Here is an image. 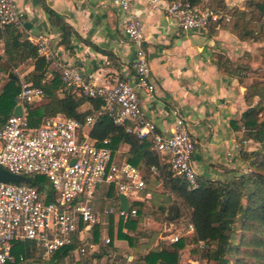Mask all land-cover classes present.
<instances>
[{"label":"built area","instance_id":"1","mask_svg":"<svg viewBox=\"0 0 264 264\" xmlns=\"http://www.w3.org/2000/svg\"><path fill=\"white\" fill-rule=\"evenodd\" d=\"M134 2L112 0L116 8L126 13L123 28L137 46L132 78H117L114 83L105 85L99 84L94 74H84L76 64L60 66L61 79L66 87L77 94L101 99L96 113L83 120L59 113L33 125L28 116V106L41 101L44 92L32 83L22 81L17 97L22 113L13 114L0 123V168L16 175H44L49 179V188L43 191L27 182L0 181V264L16 261L12 252L16 242H33L43 260L50 259L55 252L77 241L80 242V253L96 252L98 242L84 240L81 233L101 221L91 202L99 185H114L118 193L127 197V211L121 209L120 203L108 210L124 220L138 215V208L131 207L135 200L143 195L151 196L147 191V179L137 165L117 157L106 146L109 139L100 146L91 137L90 132L101 114L109 116L117 125L126 127L139 138L149 139L152 149L169 164L174 176L185 179L189 189L199 187V173L193 162L195 139L185 118L175 111L170 133L160 132L142 107L141 94L153 96L156 86L143 52L145 36L139 14L132 10ZM151 2L157 5L161 0ZM165 13L184 31L207 32L222 18L230 19L229 15L216 9L182 0L168 2ZM23 22L24 14L16 0H0V29L13 26L20 30ZM36 45L39 54L48 60L49 39L41 35ZM0 55H4L2 40ZM150 170L159 174L155 165ZM48 192L53 193L54 200H47ZM194 233L193 223L186 221L167 238L176 243ZM110 241L108 235L104 236V243L109 244ZM198 245L202 248L206 244L199 241ZM20 260H25L22 254Z\"/></svg>","mask_w":264,"mask_h":264},{"label":"crops","instance_id":"2","mask_svg":"<svg viewBox=\"0 0 264 264\" xmlns=\"http://www.w3.org/2000/svg\"><path fill=\"white\" fill-rule=\"evenodd\" d=\"M16 2L24 14L20 31L34 44L41 35L49 39L47 78L60 73L63 64L78 65L84 74H94L99 84L108 85L117 78L134 76L132 63L138 53L137 46L123 28L126 13L116 8L112 0ZM168 2L161 0L156 5L151 0H135L132 7L143 25L145 41L142 48L156 86L153 96L141 94L142 107L158 130L166 133H170L173 127L174 112L180 113L195 139L193 162L198 173L212 179L230 178L238 173L241 158L237 155L229 157L231 153H237L236 141L240 133L231 121L240 119L249 107L245 98L248 84L237 66L227 64L225 70H221L219 60L224 57L235 62L246 52L253 53L261 43L241 40L221 23H214L207 32L184 31L166 15ZM243 2L225 0L228 8L237 5L244 9ZM50 11L72 28L69 46L61 42V29ZM24 66L28 69L23 75L28 76L34 68L33 63L29 60L21 68ZM71 91L76 93L73 89ZM129 148L123 144L114 154L127 159ZM155 175L152 172L147 181V191L151 196L143 195L134 201L143 204L136 216L142 213V219L135 229H124L135 238L133 244L117 237L118 222L122 217L108 212L120 203V193L113 189V185L102 184L91 201L101 220L97 224L98 250L82 254L77 247L67 255L65 264L73 259L74 264H146L144 256L151 249L170 247L173 243L167 238L169 234L160 233L168 231L174 223L160 219L157 202L163 199L159 195L164 187ZM111 217L114 235L109 231ZM155 232L158 235H153ZM107 235L111 239L109 244L104 243ZM81 237L94 240V227L86 228ZM187 247L181 251V258ZM102 250L105 253L99 257ZM180 262L184 264L182 259Z\"/></svg>","mask_w":264,"mask_h":264},{"label":"trees","instance_id":"3","mask_svg":"<svg viewBox=\"0 0 264 264\" xmlns=\"http://www.w3.org/2000/svg\"><path fill=\"white\" fill-rule=\"evenodd\" d=\"M173 1L178 0H169ZM182 1L208 6L229 15L228 21L222 18L218 23L229 28L241 40H264V0H246L244 9L228 8L225 0ZM50 12L61 29V42L69 46L72 28L59 15ZM0 40L4 43V55H0V71L8 73V80L0 89V123L13 115L17 97L21 92L22 81L14 73V69L29 60L34 68L28 74L27 81L44 92L41 102L28 106V116L33 125H38L44 118L59 113L83 120L87 115L99 110L101 99L72 92V89L63 83L60 73H55L51 79L47 78L49 61L39 54L37 45L19 29L13 26L0 29ZM253 61L264 64V46H260L256 53L246 52L235 62L222 57L219 65L221 70H225L227 64L237 66L242 75L240 69L247 70ZM248 87L250 91L246 92L245 98L249 107L240 119L231 122L235 130L245 132L242 141L252 138L260 144L257 151L249 154L245 150L240 152L241 157L249 161L250 170L226 179H212L199 174L200 185L196 189H189L185 179L173 175L169 164L163 162L162 157L152 149L149 139L139 138L126 127L117 125L105 114L98 117L90 132L98 145H105L103 141L109 139L106 146L113 153L123 144L129 145L127 159L143 171L147 181L151 178L150 167L155 165L159 168V174L154 177L161 180L164 187V191L159 195L163 199L157 202L160 219L166 222H181L186 218L195 227L193 235L181 238L170 247L151 249L144 256L146 264H181V251L189 244L194 245V252L199 251V241L206 244L207 249L202 251L201 257L207 260V264H264V80ZM255 97L259 98L256 104ZM26 177L27 183L41 191L45 190V185H49L45 184L40 175ZM114 196L117 197V193H114ZM46 198L48 201L54 200L53 193L48 192ZM131 207L141 210L143 204L134 202ZM141 219L142 213L141 216L128 220L120 218L117 237L127 239L133 244L135 238L124 229H135ZM110 221L109 231L114 235L112 217ZM93 227L96 236L94 241L97 242L99 228L98 225ZM153 235H158V232ZM79 244L77 241L58 250L50 259L40 258L41 264H65L67 255ZM35 251V244L31 241L16 242L12 250L16 261H8L6 264H30L35 261L31 260ZM104 253L105 250H102L98 256ZM21 254L25 257L24 261L20 260Z\"/></svg>","mask_w":264,"mask_h":264},{"label":"rangeland","instance_id":"4","mask_svg":"<svg viewBox=\"0 0 264 264\" xmlns=\"http://www.w3.org/2000/svg\"><path fill=\"white\" fill-rule=\"evenodd\" d=\"M244 3H246V0H244L243 5H245ZM235 7H238V6L234 5L232 8H235ZM238 8H240V7H238ZM259 43H261L260 46H264V40L262 42H259ZM3 45H4V43H3ZM258 49H259V47L257 49H255L253 51V53L258 52ZM243 55H241L239 58H242ZM249 67L250 68H248L247 70H244L242 68L240 69V71L242 72V75H244L246 77L245 81L247 82L248 86L252 85L253 83H255L257 81L264 80V64H262L259 61H253V63ZM20 68H21V66L19 68H17V69H14V73H16L20 77L21 81H27V77H26L27 75H23V73L28 68L25 67V66L22 67L21 69ZM7 80H8V73L0 71V89L7 82ZM249 91H250V89L248 87L247 92H249ZM258 100H259V98L255 97L254 104H256V102ZM244 134H245L244 131H240V133L238 135V138H237V141H236V143H237V145H236L237 153L236 154L231 153L229 155V157L233 158L235 155H237L240 158L241 157V153L240 152L242 150H245V152L246 153L248 152L247 154H249V152L257 151L258 149H260V144L257 143L252 138H250V139H248L246 141H242V138H244ZM249 166H250L249 165V161L248 160H244L241 157L240 158L239 170H237L238 173H236L234 175H240L242 173H245V172L249 171L250 170ZM40 176H42L41 178L43 179L45 184L49 183V179L46 176H44V175H40ZM214 179H218V178L215 177ZM27 180H28V178H27ZM103 185H105V184H103ZM113 189H115L114 185H113ZM186 221H187L186 218L182 219L181 222L180 221L179 222L175 221V222H173L174 223L173 226L170 229H168V231H165V232L162 231V233H160V234L166 235V234H170V233H175L177 231V228L181 227L182 223L184 225ZM192 248H194V245L189 244L187 249L184 250V252H183L184 256L181 258L183 263L184 264H207V260L201 257V253L206 248V245H205V247H202V248L199 247L201 252H200V250L194 252L192 250ZM31 260H35V261L32 262ZM31 260L30 261L32 263L30 262V264H41L40 257H39V255H38V253L36 251L34 252V257ZM231 260H233L232 257H231ZM74 262H75V260L73 259L72 261L70 260L68 264H74ZM96 264H99V263L97 262ZM211 264H213V263H211Z\"/></svg>","mask_w":264,"mask_h":264},{"label":"water","instance_id":"5","mask_svg":"<svg viewBox=\"0 0 264 264\" xmlns=\"http://www.w3.org/2000/svg\"><path fill=\"white\" fill-rule=\"evenodd\" d=\"M21 113H22V106L18 104L16 105L13 114L20 115ZM26 180H27L26 176L16 175L4 168H0V181L2 182H26ZM48 188L49 185H45V190H47ZM119 199H120L121 209L127 211L129 209V202L127 197L123 194H119Z\"/></svg>","mask_w":264,"mask_h":264}]
</instances>
